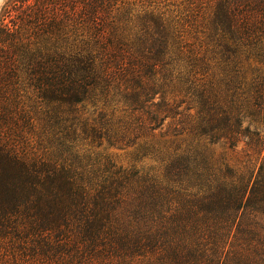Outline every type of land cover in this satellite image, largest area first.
<instances>
[{
  "label": "trees",
  "instance_id": "1",
  "mask_svg": "<svg viewBox=\"0 0 264 264\" xmlns=\"http://www.w3.org/2000/svg\"><path fill=\"white\" fill-rule=\"evenodd\" d=\"M0 264H264V0H8Z\"/></svg>",
  "mask_w": 264,
  "mask_h": 264
},
{
  "label": "rangeland",
  "instance_id": "2",
  "mask_svg": "<svg viewBox=\"0 0 264 264\" xmlns=\"http://www.w3.org/2000/svg\"><path fill=\"white\" fill-rule=\"evenodd\" d=\"M7 1L8 0H0V12ZM205 148L208 151H211L212 154L216 156H220L221 154L225 152V148H223L220 145L205 146ZM108 152L114 156V159H116L117 162L123 163L124 165L135 164L137 165V167L141 169H149V170L155 169L157 167V165L151 160L146 159V160H143L142 162L139 161L138 159H140V157L137 156L135 153L133 154L132 150L120 151V150L110 149L108 150Z\"/></svg>",
  "mask_w": 264,
  "mask_h": 264
}]
</instances>
